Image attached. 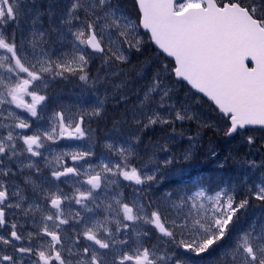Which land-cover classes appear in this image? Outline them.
Listing matches in <instances>:
<instances>
[{
	"label": "snow or ice",
	"instance_id": "snow-or-ice-1",
	"mask_svg": "<svg viewBox=\"0 0 264 264\" xmlns=\"http://www.w3.org/2000/svg\"><path fill=\"white\" fill-rule=\"evenodd\" d=\"M133 2L134 19L120 0H50L43 9L0 0V264H194L225 240L214 264H264V219L236 227L253 201L264 207V172L238 186L194 181L160 191L162 171L192 153L161 160L164 143L150 144L147 160L140 154L141 133L157 125L172 134L186 121L222 124L226 136L264 130V0ZM148 43L156 54L141 72L154 71L123 117L136 131L125 136L114 122L115 137H95L106 94L84 107H49L56 80L122 90L136 71L125 65ZM177 83L188 90L180 102ZM201 104L216 113L213 123L193 110ZM240 163L264 169V159Z\"/></svg>",
	"mask_w": 264,
	"mask_h": 264
},
{
	"label": "rangeland",
	"instance_id": "rangeland-1",
	"mask_svg": "<svg viewBox=\"0 0 264 264\" xmlns=\"http://www.w3.org/2000/svg\"><path fill=\"white\" fill-rule=\"evenodd\" d=\"M49 2H50V0H36V3L40 9L47 7ZM55 2L58 5H63L64 3L67 2V0H55ZM124 7L127 9L128 12L133 14V9H130L127 6H124ZM43 19L45 21L44 26L48 27L47 17L45 16V17H43ZM133 19H134V17H133ZM53 40H55V36H53ZM53 47L56 49L57 52H59L61 49V45H59V44H53ZM143 55L144 54H142V52H141V53H138V54L131 56V63L128 64L129 66L125 67V68L131 69L135 65L136 71L129 73V75L127 76L129 83L122 90H115L114 87L109 86L107 88L100 87L98 92H96L90 88H86L82 84V82H80L76 78H69L67 80H56L50 84L49 89H48V93H49V97H50L49 100H51L54 103V105L49 104V107L50 108H57L58 106H61V105L64 106L65 108H74V106L84 107V106L94 104L96 102L97 95H99L101 98H104L105 94L106 95L109 94L110 99H111L110 100L111 105H112L115 102V100H117V101L119 100L120 95L127 94V99L130 102V105H129V109H130L132 107V105H135L138 103L137 96L138 95L142 96L144 86L148 83L149 77L151 75V71H154V67H153L150 71H148L146 73L141 72V66L146 65L155 56V54H152V56L149 59L147 57H146V59H143V57H144ZM99 66H100V61L97 59L90 66V72L92 75L96 74V71L99 68ZM138 73L140 75H138ZM101 75H103V72H101ZM141 75L143 76V79L140 78ZM123 79H125V77H120L119 80L114 79L111 81V84L112 85L118 84ZM63 85H67L71 89L61 93L60 91H61ZM55 86H57V89L54 88ZM175 87H176L175 99L177 100V102L183 101L185 98V95L188 91L187 88L183 87L179 83H177L175 85ZM71 95H72V98L68 99ZM84 96H85V99H88V101L80 104V102H78L77 99L78 100L83 99ZM106 100H107V98H106ZM106 100H105V102H106ZM193 110L200 115L202 121H207L209 123H213L215 121L216 115L214 113L210 112V109L207 105L201 104L199 107L194 106ZM126 111H127V109H126ZM122 116L123 115L120 116L119 121H115V122H120L119 124L123 123V117ZM100 118L107 119V121L109 122L110 109H108L107 111H104L102 117H100ZM187 122H190V121H187ZM192 122H194L195 124L203 125V123H198L196 121H192ZM177 123H182V122H177ZM113 125H114V123H111L110 129L104 135V137L105 136H113V137L116 136L117 133L114 130ZM212 128H215L218 131L224 132V128H223L222 124H214V126ZM195 131H196V129H195ZM103 132H101V134ZM119 132L122 133L121 130H119ZM180 133H182V134H180ZM192 133H193V130L190 127H188V125H187L185 133L182 131H179V132H176L175 134H172L171 140L178 141V143H176L177 144L176 148H177L178 153L176 154V152H175V155L177 157H180L185 151H190L192 153L191 158H193V151L195 149V146H196L198 140L201 138L202 135L199 131H197L194 134H192ZM247 135H254L257 138L255 145L249 146L245 142V137ZM190 136L196 137V140L194 142H190L188 140V137H190ZM95 137L97 138L96 133H95ZM99 139H100L101 144H102L103 138H99ZM65 143H67V142H65ZM170 144L172 145L173 143L171 142ZM263 144H264V131L259 130V129H248L247 131H242L240 134H235V136L230 137V140H229V143L227 144V146L235 148L234 151L232 152V155L235 157V161L237 163L238 174L232 176V178L229 181H227L228 183L235 184L238 186L239 182L244 178L245 175L250 176L249 182H251L252 180L257 179L260 176L261 172H264V169H258L255 171H253L251 169H247L245 167H242L241 163H240L241 161H243L245 159L255 160L257 163H259L262 159H264ZM96 150L99 153L101 151V148L98 146ZM164 154H167V153H164ZM209 157L214 159L213 156H209ZM178 161L182 165V164L190 163L191 160L185 162L184 160L179 159ZM169 171L171 173V179H173L174 168H170ZM163 180H166V179H163ZM221 181H219L217 186L221 185L220 184V183H222ZM215 188H213V189H215ZM122 190L124 191V194L126 197H128L129 199L132 198L133 190L131 187H129L127 185V182H125L124 185H122ZM240 190L243 191L242 188ZM160 191H162V190H160ZM262 214H264V207H257L256 202L253 201L252 204L246 210L241 212L240 219L236 225L237 229L247 227L254 219H257V220L264 219V217H263L264 215H262ZM152 239L153 240L155 239L154 234L152 236ZM183 255L191 256L192 254L183 253ZM198 259H199V257H193L194 264H204L201 261H198Z\"/></svg>",
	"mask_w": 264,
	"mask_h": 264
},
{
	"label": "trees",
	"instance_id": "trees-1",
	"mask_svg": "<svg viewBox=\"0 0 264 264\" xmlns=\"http://www.w3.org/2000/svg\"><path fill=\"white\" fill-rule=\"evenodd\" d=\"M120 2L123 6H127L130 9H133V17L135 18V8L133 0H120ZM142 54H144L143 59H146V57L149 59L152 54H156V50L152 48L150 43H148L142 50ZM128 66L129 65H125V67ZM129 105L130 102L128 99L127 103H118L117 100H115V102L110 107L111 123L119 121L121 115H123L122 117H124L129 110ZM205 105L209 107L208 104ZM209 109L210 112L216 115V113L213 112L210 107ZM120 125L121 126L119 127V129L122 130V133L125 136L128 135L130 131H136L131 127L130 124L121 123ZM187 125L193 130L192 134L199 131L202 135L193 151V158L190 159V163L181 165L179 161H177L168 169L163 170L161 176L166 180H162V183L159 185V190H169L178 186L181 182L184 184H191L194 181H201L213 189L217 187L219 181L222 180V183H220L222 185L225 182L229 181L232 176L238 174L237 163L235 161V157L232 155V152L235 148L227 146L230 138L226 137L223 131H218L217 129L212 127H205L204 125L195 124L192 121H186L182 123H176V132L182 131L185 133ZM141 135L142 143L140 145V154L144 160L148 159V156L153 150L150 147V144H168V147L170 148L169 153H158V158L161 160L164 159L167 155L175 154V152L176 154L178 153L176 148V143H178V141L171 140V126H153L149 129H145L141 133ZM171 142L173 143L172 145L170 144ZM213 152L216 153L215 156L212 155ZM209 156H213L214 159L210 158ZM221 164L223 165V167H220ZM170 168H174L173 179H171V173L169 171ZM229 243L230 240H225L220 246L214 248L209 254L199 257L198 261H201L204 264H214L216 258L223 251V249L228 246Z\"/></svg>",
	"mask_w": 264,
	"mask_h": 264
},
{
	"label": "flooded vegetation",
	"instance_id": "flooded-vegetation-1",
	"mask_svg": "<svg viewBox=\"0 0 264 264\" xmlns=\"http://www.w3.org/2000/svg\"><path fill=\"white\" fill-rule=\"evenodd\" d=\"M58 86V85H57ZM57 86H55L54 88L55 89H57ZM69 89H71L69 86H67V85H63V87H62V89H61V93L62 92H65V91H67V90H69ZM48 95H49V93H48ZM72 98V95L68 98V99H71ZM111 99H110V96H109V94H107V100H106V102H105V110L104 111H107L108 109H110V107H111V101H110ZM77 101L78 102H80V104L81 103H84V102H87L88 101V99H85V96L83 97V99H77ZM49 104H51V105H54V103L51 101V100H49ZM102 118H97V119H95V120H93L92 121V123H91V127L93 128V129H97V131H96V136H97V138H103L104 137V135L108 132V130L110 129V125H111V117H110V119H109V122L107 121V119H102ZM121 125L119 124L118 125V128L120 127ZM121 130V129H120ZM104 131V132H103ZM122 131V130H121ZM101 132H103L102 134H101ZM264 217V216H263ZM155 239H156V237H155ZM155 239H154V241H155Z\"/></svg>",
	"mask_w": 264,
	"mask_h": 264
},
{
	"label": "water",
	"instance_id": "water-1",
	"mask_svg": "<svg viewBox=\"0 0 264 264\" xmlns=\"http://www.w3.org/2000/svg\"><path fill=\"white\" fill-rule=\"evenodd\" d=\"M152 45V44H151ZM153 46V45H152ZM153 48L155 49V47L153 46ZM251 128H258V129H260L259 128V126H253V127H251ZM229 137V136H228ZM263 148H264V146H263Z\"/></svg>",
	"mask_w": 264,
	"mask_h": 264
}]
</instances>
